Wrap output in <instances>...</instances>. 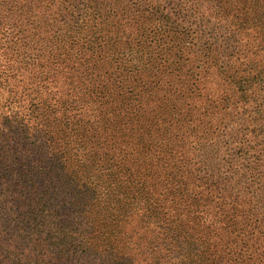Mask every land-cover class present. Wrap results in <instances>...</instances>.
I'll list each match as a JSON object with an SVG mask.
<instances>
[{
	"label": "trees",
	"instance_id": "16d2710c",
	"mask_svg": "<svg viewBox=\"0 0 264 264\" xmlns=\"http://www.w3.org/2000/svg\"><path fill=\"white\" fill-rule=\"evenodd\" d=\"M134 1L0 0V233L44 264H264V0Z\"/></svg>",
	"mask_w": 264,
	"mask_h": 264
},
{
	"label": "rangeland",
	"instance_id": "374dc122",
	"mask_svg": "<svg viewBox=\"0 0 264 264\" xmlns=\"http://www.w3.org/2000/svg\"><path fill=\"white\" fill-rule=\"evenodd\" d=\"M156 3L161 4L163 3L164 6L169 7V5L178 4V3H183L184 6L187 8H190L192 5L191 3H187L189 0H154ZM136 1L134 0H125L124 4H128L129 7H131ZM50 1H43L39 4V8L45 12L47 6L50 4ZM157 5V4H156ZM202 6V4H201ZM204 12H208V7L210 4H204L203 5ZM202 6V7H203ZM184 8V7H183ZM5 127V131H0L1 137H3L5 140L13 142L14 138H19L20 134H18L17 130L11 131L9 127L3 125ZM22 151V149H21ZM23 154L25 157L32 156L34 157V154H32L31 150H28V148L23 149ZM5 196H0V202L4 199ZM4 202V200H3ZM2 208L0 207V232L4 231V226H3V220H2ZM15 224V221L12 220V225ZM8 234H1L0 233V264H44L39 258V256L35 255L36 250H33V245L26 241H19L17 239V232L15 229H8ZM13 236H10L12 235ZM9 252V255L7 256L8 258L5 259L4 256L5 254ZM37 257V258H36ZM80 264H95L90 261H83L80 262Z\"/></svg>",
	"mask_w": 264,
	"mask_h": 264
}]
</instances>
